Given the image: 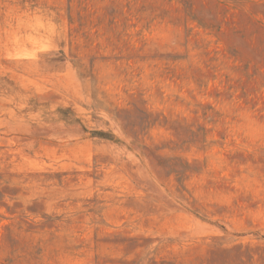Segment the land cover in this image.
<instances>
[{
  "label": "rangeland",
  "instance_id": "obj_1",
  "mask_svg": "<svg viewBox=\"0 0 264 264\" xmlns=\"http://www.w3.org/2000/svg\"><path fill=\"white\" fill-rule=\"evenodd\" d=\"M0 264H264V0H0Z\"/></svg>",
  "mask_w": 264,
  "mask_h": 264
}]
</instances>
